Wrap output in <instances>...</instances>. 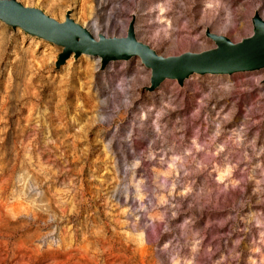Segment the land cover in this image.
<instances>
[{
	"label": "rangeland",
	"instance_id": "374dc122",
	"mask_svg": "<svg viewBox=\"0 0 264 264\" xmlns=\"http://www.w3.org/2000/svg\"><path fill=\"white\" fill-rule=\"evenodd\" d=\"M19 1L107 36L136 15L165 56L209 48L211 21L231 19L239 41L264 13V0ZM62 51L0 20V264H264V69L151 90L138 57L58 66Z\"/></svg>",
	"mask_w": 264,
	"mask_h": 264
},
{
	"label": "water",
	"instance_id": "95a60500",
	"mask_svg": "<svg viewBox=\"0 0 264 264\" xmlns=\"http://www.w3.org/2000/svg\"><path fill=\"white\" fill-rule=\"evenodd\" d=\"M0 20L13 28L20 27L27 33L38 36L63 47L58 66L64 64L74 52L75 58L83 53L102 57V68L110 60H128L140 56L152 69L151 90L158 88L167 79H177L183 84L193 74H232L264 68V20L255 14L254 34L234 42L219 34L207 35L216 41L214 48L203 51H186L179 55L158 54L149 44L139 40L131 22L126 36L98 38L85 26L67 13L59 21L38 7L27 6L19 0H0Z\"/></svg>",
	"mask_w": 264,
	"mask_h": 264
},
{
	"label": "bare ground",
	"instance_id": "6f19581e",
	"mask_svg": "<svg viewBox=\"0 0 264 264\" xmlns=\"http://www.w3.org/2000/svg\"><path fill=\"white\" fill-rule=\"evenodd\" d=\"M162 9L164 8V7H161ZM255 14H258L263 20H264V13L262 14V13H260L259 11H256L255 12ZM254 14V15H255ZM254 17V16H253ZM132 21H134V27H135V33H136V35H137V29H139V27L138 26H136V24H135V21H136V15L135 16H133V20ZM130 24H131V22L129 23V26H130ZM210 25H212V26H214V29H216L217 30V32L215 33V32H212L209 28H207L206 29V35H207V32H209V33H211V34H219V35H224V36H226V37H228L227 36V34L229 33V31H232L233 30V28L235 27V25H234V22H232V20L231 19H228L226 22H224V23H221L220 21H211L210 23H209V26ZM84 26V25H83ZM91 27L93 28V31H91L94 35H95V37H97L98 38V36H99V28H98V25H97V22L96 21H92V23H91ZM128 30H129V27H128ZM126 33V34H125ZM124 36H126L127 34H128V31L127 30H125L124 31ZM254 34V26H253V31H252V34L251 35H253ZM251 35H249V36H251ZM208 36V35H207ZM210 39H211V41H212V45L209 47V48H206V49H210V48H214L215 46H216V41L212 38V37H210V36H208ZM248 37V36H247ZM138 38V37H137ZM231 41H234L233 39H231L230 37H228ZM243 38H245V37H243ZM243 38L241 39V40H239V41H242L243 40ZM139 39V38H138ZM239 41H234V42H239ZM182 43V42H181ZM151 46V45H150ZM152 47V46H151ZM153 48V47H152ZM154 49V48H153ZM206 49H202V50H200V51H203V50H206ZM156 52H157V50L156 49H154ZM158 54H160L159 52H157ZM184 53V52H183ZM82 55H86V56H88L89 57V55L90 56H93V57H95L96 59H97V61H98V63H101V67H102V57L101 56H96V55H92V54H87V53H83ZM160 55H163V54H160ZM75 57V54H74V52L72 53V56L71 57ZM81 56V55H80ZM165 56V55H164ZM167 56V55H166ZM169 56V55H168ZM70 57V58H71ZM134 57H138V58H140V60H141V62L144 64V62L142 61V59H141V57L140 56H133L132 58H134ZM69 58V59H70ZM132 58H130V59H132ZM68 59V60H69ZM129 59V60H130ZM67 60V61H68ZM121 60H125V59H121ZM114 61H120V60H110V62L106 65V66H108L111 62H114ZM145 65V64H144ZM146 66V65H145ZM147 67V66H146ZM148 69H150L149 71L151 72V78H152V69L151 68H149V67H147ZM264 68H261L260 70H263ZM259 70V69H258ZM241 72H245V71H241ZM235 73H238V72H235ZM235 73H232V74H235ZM194 74H199V73H193V74H191V75H189L186 79H188V78H190L191 76H193ZM207 74H213V73H207ZM203 75H206V74H203ZM216 75H226V74H216ZM151 78H150V83H151ZM167 79H170V78H167ZM167 79H165L164 81H166ZM185 79V80H186ZM163 81V82H164ZM162 82V83H163ZM185 82V81H184ZM161 83V84H162ZM151 86V85H150ZM150 86H148V87H150ZM160 87V86H159ZM157 89V88H156ZM155 90V89H154ZM25 252L27 253V255L31 258L32 257V250H28V249H25ZM85 253V252H84ZM94 255V254H93ZM86 256L85 255H80V257L76 260V261H74V263L73 264H95V259L93 258V257H91V259L90 258H86ZM84 259L86 260V262H83L84 261Z\"/></svg>",
	"mask_w": 264,
	"mask_h": 264
}]
</instances>
